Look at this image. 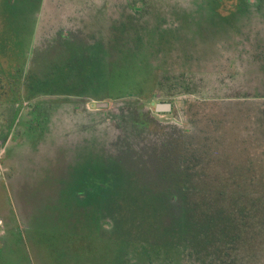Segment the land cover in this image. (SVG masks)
<instances>
[{
  "label": "rangeland",
  "instance_id": "1",
  "mask_svg": "<svg viewBox=\"0 0 264 264\" xmlns=\"http://www.w3.org/2000/svg\"><path fill=\"white\" fill-rule=\"evenodd\" d=\"M176 3L181 15L193 12L190 0L169 2ZM36 4L32 0L31 8ZM234 5L226 2L219 11L229 16L227 25L214 27V17L202 22L196 15L168 31L156 26L161 6L134 11L141 0H45L39 36L53 38L52 53L31 62L15 37L22 5L0 0L2 127L15 120L14 104L21 112L12 150L3 156L9 173L0 176L7 220L0 264H46L47 252L51 259L46 234L64 229V188L91 172L114 186L124 178L128 203L154 208L168 238L182 236L199 253V247L216 250L230 264H264V0L253 24ZM147 24L146 32L139 28ZM153 29L169 45L152 54L128 48V38H150ZM60 36L64 48H56ZM258 39L255 56L251 46ZM219 40L224 45L217 48ZM217 58L222 63L214 64ZM146 62L156 73L149 80L138 74ZM125 63L135 68L133 78L118 75ZM184 73L196 80L177 83ZM103 76L134 86L95 92L114 99L75 96L93 91ZM21 78L34 96L23 108L11 98L18 87L24 91L13 88ZM97 103L108 107H92ZM156 104H171L172 110L157 112ZM169 197L175 201L167 202Z\"/></svg>",
  "mask_w": 264,
  "mask_h": 264
},
{
  "label": "trees",
  "instance_id": "2",
  "mask_svg": "<svg viewBox=\"0 0 264 264\" xmlns=\"http://www.w3.org/2000/svg\"><path fill=\"white\" fill-rule=\"evenodd\" d=\"M141 1L142 7L139 9L147 13H150V10L154 12L155 9L150 8L160 7L161 4H163V7L161 6L162 12L157 15L159 19L157 20L156 26L168 31L169 29H171V31L177 30L180 27L179 24H182V22L184 25L187 24V22H190L191 16L196 15H198L196 17L200 18L202 22H206L209 18L211 19V17H214L213 21H216L212 23L214 27L227 25L229 16H224L219 12L226 2H233L235 8L244 13L247 12L246 18L248 23L253 24V20H255L254 12L262 7L261 4L263 5V0H190L193 12L191 15H181L180 10L177 9V3L176 7L169 4L172 0H168V2L163 0V3H161L162 0ZM147 1L150 2L147 3ZM37 4L39 13L41 0H38ZM134 9L136 10L138 8L134 7ZM167 15L169 17H167ZM166 18L168 19L166 20ZM191 19L193 21V18ZM17 28L18 32L15 37L16 41H20H17V47L22 55H26L31 48L32 33L26 34L24 29ZM139 28L146 32L145 28L150 29L151 26L147 24V26ZM150 31V38L143 35L141 32L142 35H133L134 40L132 37L131 39L128 38L129 42L133 43L132 46L129 45L128 48H141L145 49L147 52L152 51L150 53L152 54L153 48H160V46H164V44L169 45L168 43H170V40L160 38L158 31L154 29ZM248 35H250V33H248ZM250 39L252 40V38ZM246 40L249 41L248 39ZM251 42L252 41H250V43ZM196 43L197 45L200 44L198 46L202 44L201 41ZM259 44L260 42L258 39V43L251 46V48L255 50V56H257L256 47ZM134 45L136 47H133ZM221 45H224V41L221 42L219 40L216 47L219 48ZM259 55L260 53L258 56ZM219 60L220 63H222L221 59L217 58L214 64H219ZM232 65L233 64L230 63L228 66L231 67ZM224 67L225 66H223V68ZM107 69L108 68H106V70ZM134 70L135 68L133 65L125 63L119 68L118 75L123 76L124 73H126L124 77L128 78L129 74L130 78H133V76L137 75L133 73ZM143 70L138 74H144L147 80L154 77L156 74L151 64L145 65ZM113 71V69L109 71V74ZM21 73L24 74V71ZM176 77L175 80L177 83L179 82V84L182 83V79L188 82H191L189 79L196 80V78L192 77L191 73H184ZM22 78L19 83L14 82L13 88H15L16 85L22 86L25 92H22L18 87L20 92L13 94L11 98L16 97L18 102L15 103L20 104V107L23 108L26 102L30 103L34 100V96L29 95L26 79L25 85H23ZM130 85L132 84L129 79L121 82L120 79L115 81L114 77H110L109 79L101 77L100 80L94 81L91 85L94 89L93 91L89 92L90 90H86L87 93L75 96L80 98L87 96V98L100 101L102 99L99 96H101L102 93L96 94V90L109 92V89L113 91L114 89L121 88L125 91L131 87ZM102 95L110 94L105 93ZM110 98L114 99L113 96H108L107 99ZM261 107L259 115L263 118L264 105ZM14 108L16 111L15 120L13 118V123H11L8 128H3L1 131V142L3 145H5L8 138L12 135V131L16 127L15 121L21 114L19 107H16L15 104ZM98 175L99 176L93 172L83 174L72 184L74 187L64 188V209L66 211L64 229H53L54 231H49L46 234L47 244L50 242V245L47 246V250L52 252L50 260H48L47 252L46 264H230V261L221 257L216 250L209 254L206 251L209 248L205 250L199 247L200 250H203L201 254L193 250L195 246H191L190 242H187L182 236L179 239L178 237L168 238V229L164 227L154 208H150V206L138 208L128 203V183L125 182L124 178L120 181L122 183L114 186L112 183L108 184L106 182V176L103 174ZM174 201L175 197L174 199L169 197L167 200L169 203H173ZM137 203L139 204V202ZM2 212L4 211L0 206V224L2 226L0 229V240L3 228L5 230L7 225V220ZM14 220L15 218H13V221ZM16 220L14 224L17 227ZM187 243L192 249L187 246ZM231 264L238 263L233 260Z\"/></svg>",
  "mask_w": 264,
  "mask_h": 264
},
{
  "label": "flooded vegetation",
  "instance_id": "3",
  "mask_svg": "<svg viewBox=\"0 0 264 264\" xmlns=\"http://www.w3.org/2000/svg\"><path fill=\"white\" fill-rule=\"evenodd\" d=\"M21 1V0H20ZM18 0L19 3H21L22 7V15H21V27H19V29H24V31L26 32V34H31L32 33V41H31V48L30 51L28 53L31 62L35 60H37L38 56L41 55H48L49 53H52V46H53V38L50 36L48 37L43 35V36H39V25H40V18H41V13H42V6L44 4L45 0H41V8L40 11L38 13L37 10V5L34 9L31 8V2L32 0H22V2H20ZM38 1V0H37ZM25 4V5H24ZM191 4V3H190ZM27 5V6H26ZM12 11L15 12L14 14L17 15L18 12L12 8ZM135 12H145L142 9H136L134 10ZM64 40H66V38L64 36H60L57 38V40L55 41V44L57 45L56 48H64ZM68 42V41H67ZM238 48V47H236ZM108 98V95H105V99ZM87 101H92L94 102L93 99L88 98ZM101 101V100H100ZM32 103V102H30ZM30 103H25V106H28ZM92 107H96L94 105H92ZM98 110V109H97Z\"/></svg>",
  "mask_w": 264,
  "mask_h": 264
},
{
  "label": "crops",
  "instance_id": "4",
  "mask_svg": "<svg viewBox=\"0 0 264 264\" xmlns=\"http://www.w3.org/2000/svg\"><path fill=\"white\" fill-rule=\"evenodd\" d=\"M1 123H0V152H3V155H2V163H3V156H4V154H5V156H7V154L12 150V145L14 144L13 143L14 136L11 135L8 138V140L6 141L5 145H3L2 142H1V131L3 129V127H2L3 124H1ZM3 166H4V163H3ZM4 169H5V172L4 173H7V172L9 173V170L8 169H6L5 167H4ZM1 227L2 226L0 224V229H1Z\"/></svg>",
  "mask_w": 264,
  "mask_h": 264
},
{
  "label": "water",
  "instance_id": "5",
  "mask_svg": "<svg viewBox=\"0 0 264 264\" xmlns=\"http://www.w3.org/2000/svg\"><path fill=\"white\" fill-rule=\"evenodd\" d=\"M94 106H96L98 109H101V108H107L108 104L107 103H97ZM155 108L157 112H161V111L170 112L172 110V105L171 104H156Z\"/></svg>",
  "mask_w": 264,
  "mask_h": 264
},
{
  "label": "built area",
  "instance_id": "6",
  "mask_svg": "<svg viewBox=\"0 0 264 264\" xmlns=\"http://www.w3.org/2000/svg\"><path fill=\"white\" fill-rule=\"evenodd\" d=\"M2 155H3V152H0V176L3 175V173L5 172V169L2 163Z\"/></svg>",
  "mask_w": 264,
  "mask_h": 264
}]
</instances>
